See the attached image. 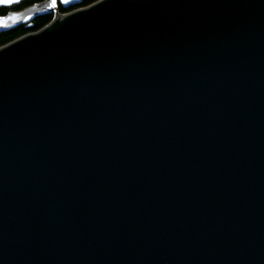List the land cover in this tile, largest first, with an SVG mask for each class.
I'll return each mask as SVG.
<instances>
[{"label": "water", "instance_id": "water-1", "mask_svg": "<svg viewBox=\"0 0 264 264\" xmlns=\"http://www.w3.org/2000/svg\"><path fill=\"white\" fill-rule=\"evenodd\" d=\"M0 46V264H264V0H96Z\"/></svg>", "mask_w": 264, "mask_h": 264}, {"label": "trees", "instance_id": "trees-1", "mask_svg": "<svg viewBox=\"0 0 264 264\" xmlns=\"http://www.w3.org/2000/svg\"><path fill=\"white\" fill-rule=\"evenodd\" d=\"M42 0H3L0 2V17L8 11H20L26 6ZM96 0H55L56 12L66 13L78 7H84ZM55 8H42L34 14L27 15L19 23L10 25L0 31V46L31 31H36L47 24L54 16Z\"/></svg>", "mask_w": 264, "mask_h": 264}, {"label": "snow or ice", "instance_id": "snow-or-ice-1", "mask_svg": "<svg viewBox=\"0 0 264 264\" xmlns=\"http://www.w3.org/2000/svg\"><path fill=\"white\" fill-rule=\"evenodd\" d=\"M0 2H3V0H0Z\"/></svg>", "mask_w": 264, "mask_h": 264}]
</instances>
